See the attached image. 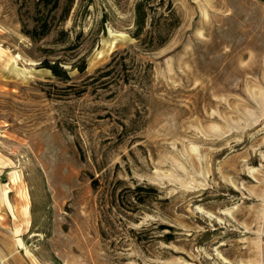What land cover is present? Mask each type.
Listing matches in <instances>:
<instances>
[{"label":"rangeland","instance_id":"374dc122","mask_svg":"<svg viewBox=\"0 0 264 264\" xmlns=\"http://www.w3.org/2000/svg\"><path fill=\"white\" fill-rule=\"evenodd\" d=\"M38 1L0 0V264H264V0H171L156 49L141 0Z\"/></svg>","mask_w":264,"mask_h":264},{"label":"trees","instance_id":"16d2710c","mask_svg":"<svg viewBox=\"0 0 264 264\" xmlns=\"http://www.w3.org/2000/svg\"><path fill=\"white\" fill-rule=\"evenodd\" d=\"M157 0H141L137 3L135 8V31L133 33V38L138 40L141 43L150 39V45L153 48H159L164 46L173 32L180 26V19L174 9L173 3L169 0L168 7L157 15H151L150 8L152 3ZM160 6H164L166 0H159ZM36 7L39 11L47 10V13L51 15L55 10L59 7V0H39L36 4ZM23 7H20L22 10ZM40 15V13H39ZM38 15V16H39ZM41 19L40 29L37 27L32 31L27 30L25 33L30 36L32 39H42L47 36L50 32L49 20L44 18V15ZM149 23V31L147 33V24ZM46 68L51 71V73L60 78L63 81H70L71 77L68 72L60 66L59 63L50 64L46 63ZM87 69L86 63L83 62L79 67V72L84 73ZM109 76V73H104L103 77ZM131 190V189H130ZM137 196L139 204H145L146 198H150L151 196H155L158 191L154 187L144 188L142 186H137L134 190H131ZM147 192V195H142L141 193ZM140 195V196H138ZM148 196V197H146Z\"/></svg>","mask_w":264,"mask_h":264}]
</instances>
